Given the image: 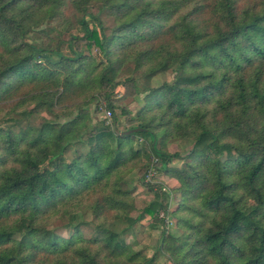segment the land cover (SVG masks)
Returning a JSON list of instances; mask_svg holds the SVG:
<instances>
[{"label":"trees","instance_id":"trees-1","mask_svg":"<svg viewBox=\"0 0 264 264\" xmlns=\"http://www.w3.org/2000/svg\"><path fill=\"white\" fill-rule=\"evenodd\" d=\"M120 87L142 96L125 131ZM153 164L178 184V234L160 183L133 218L130 177ZM147 218L151 257L129 238ZM0 264H264V0H0Z\"/></svg>","mask_w":264,"mask_h":264},{"label":"rangeland","instance_id":"rangeland-1","mask_svg":"<svg viewBox=\"0 0 264 264\" xmlns=\"http://www.w3.org/2000/svg\"><path fill=\"white\" fill-rule=\"evenodd\" d=\"M97 51L94 50V53ZM173 79V73L169 72L167 74H163L158 76L154 79V85L159 86L164 82H171ZM124 89L123 87L118 88L117 93L115 94V101L117 104L120 105L122 108L126 109L129 114L120 115L122 108H118L116 110V114L119 115V124L118 130L125 131L131 126H133L132 117L135 115L139 107L142 105V96H129L127 98H121L123 95ZM100 112L96 114L94 110V106H90L92 111V116L94 121L104 120L105 118V111L108 110L106 104L103 101H100ZM112 112V111H111ZM50 118L49 115H46V118L39 119L36 123L40 125L44 122V120H48ZM114 119V115L112 116V121ZM136 146H140L139 138H137ZM192 144L189 141H175L168 144L167 150L174 154L178 153L181 158L185 157L191 149ZM184 162L183 160H175L171 163V167L181 168L183 167ZM160 166H158L159 169ZM148 172H143L142 174H134L130 177L132 187H134V192L137 197V210L133 213V218H136L144 209V207L153 200V193L148 192L146 190V186L144 183H148L147 175ZM156 178V179H154ZM154 179V180H153ZM160 183L162 188L169 192L170 195L166 197V204H168V214L170 215L171 219L175 222V218L172 217V211L177 206L179 195L175 192V188L178 186L177 182L173 179L167 177L162 171H158L157 174L152 177L150 184ZM77 221H86L87 225L83 227V233L87 237H91L95 233V227L98 224V221L91 215H79ZM76 223V220L70 219H63L57 221L51 228L54 229L59 235L63 237H68L70 232L72 231L69 228L70 224ZM106 227L111 228L115 231L121 232L124 230L127 225L118 222H110L105 224ZM170 232L173 234H178L179 230L176 228L175 225L170 226ZM133 233L129 235L130 240H136L137 246L139 249H143L146 254L151 257L155 252H157L161 234L164 230V227L161 223L155 224L149 220V218L145 219L144 221L138 222L132 227ZM161 261L164 262V258L161 257Z\"/></svg>","mask_w":264,"mask_h":264},{"label":"built area","instance_id":"built-area-1","mask_svg":"<svg viewBox=\"0 0 264 264\" xmlns=\"http://www.w3.org/2000/svg\"><path fill=\"white\" fill-rule=\"evenodd\" d=\"M112 116H113V114L110 110L105 111V118H106L108 124H111ZM154 162L156 163L157 160H155ZM154 164L148 170V173L146 175L148 182L151 181L152 177H154V175L156 174V168H155ZM159 218L164 221V224L168 230H170V228H171L170 226L175 225V222L171 219L170 215L168 214V211H161L159 213Z\"/></svg>","mask_w":264,"mask_h":264},{"label":"water","instance_id":"water-1","mask_svg":"<svg viewBox=\"0 0 264 264\" xmlns=\"http://www.w3.org/2000/svg\"><path fill=\"white\" fill-rule=\"evenodd\" d=\"M129 133V132H128Z\"/></svg>","mask_w":264,"mask_h":264}]
</instances>
